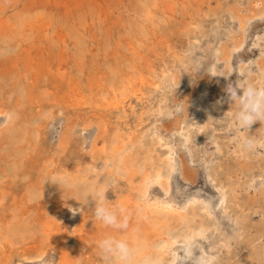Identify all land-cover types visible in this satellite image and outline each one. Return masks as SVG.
Wrapping results in <instances>:
<instances>
[{
	"label": "rangeland",
	"instance_id": "rangeland-1",
	"mask_svg": "<svg viewBox=\"0 0 264 264\" xmlns=\"http://www.w3.org/2000/svg\"><path fill=\"white\" fill-rule=\"evenodd\" d=\"M252 1L0 0V111H9L13 118L9 128L0 129V264H29L20 259L37 257L40 252L50 253L42 261L47 264L53 252L49 231L65 239L63 230L50 225L48 212L62 198L60 190L64 192L53 182L64 181L52 177L69 175L65 192L78 193L86 188L85 168L90 160L94 158L97 171L102 170L98 154L103 143L122 138L128 142L126 158L134 156V182L141 181L144 171L137 167L162 164L170 145L174 157L176 151L190 156L192 166L201 174L205 171L215 184L239 188L231 202L233 208L244 210L240 236L236 242L231 240L228 255L224 249L219 253V264L229 259L228 264H264V125L257 121L248 132H239L232 121L236 109L226 92L229 84L255 80L256 69L263 71L264 19L246 25L242 35L246 47L231 55V73L224 71L216 52L229 43L231 32L239 34L232 15L258 13ZM240 60L249 62L248 72L238 73ZM151 82L161 89H154ZM203 93L218 107L216 113L200 111ZM185 97L190 99L188 106H184ZM175 118L181 120L179 130L155 129ZM199 118L204 122L201 132L193 126ZM68 124H73L72 134L65 140ZM99 124H104V130L97 129ZM187 132L191 138L185 142ZM252 133L261 144L242 151L238 137ZM95 139L98 152L91 153ZM145 149L150 150L147 155ZM128 165L118 164L122 171L118 182L104 177L107 202L116 208L124 206L128 229L110 230L93 217V207H85L88 222L79 234L83 245L79 264H105L97 242L108 233L148 244L163 236L161 223L146 224L139 217L138 205L125 201L133 186L128 182ZM249 184L255 188L246 191ZM181 185L189 194L212 195L204 185ZM150 192L161 195L155 186ZM77 218L72 211L66 213L67 230ZM220 222L228 232L227 221L221 218Z\"/></svg>",
	"mask_w": 264,
	"mask_h": 264
},
{
	"label": "bare ground",
	"instance_id": "bare-ground-1",
	"mask_svg": "<svg viewBox=\"0 0 264 264\" xmlns=\"http://www.w3.org/2000/svg\"><path fill=\"white\" fill-rule=\"evenodd\" d=\"M251 4L258 9V13L254 15H246V16L237 15V13H235L234 16L232 15L231 16L232 19L238 21L239 34H234L231 32L230 37L228 39L229 43L222 44L220 48H218L216 51L218 52L217 54L218 59H220L221 62L223 63V67H224L223 69L225 72H227V74L233 71L231 55L233 54L234 56L235 53L237 54L246 47L245 34L244 36H242L244 31L246 30V25L254 20L264 19V0L263 1L254 0L252 1ZM245 11L249 12L251 10L246 9ZM259 39L260 38H257V40ZM254 44L258 45V42L257 44L256 43ZM248 63L249 62L242 61V63L239 64V66L237 67L238 73L248 72L249 70L245 67ZM262 70L264 71V68ZM211 71L212 73H216L217 70L213 68ZM164 73L165 71L162 74ZM151 84L154 87V89H161L160 85L157 82H151ZM131 91L134 92L133 90H130V92ZM193 94H195L194 89H193ZM123 96L125 97V95ZM199 99L200 100L203 99L201 102V110H200L201 112H207V113L217 112L218 107L216 108L213 107L214 104H212L208 100V94L203 93V96ZM189 100L190 99L188 97H185L183 99L184 106H188L187 104L189 103ZM117 102H119V100L115 101L113 104H115L116 106L118 104ZM0 117L3 118V121L0 124V129L1 127L9 128V125H11V121L13 120L12 113H10L9 111H4V112L0 111ZM83 125L85 126V124ZM180 125H181L180 118H175L173 119V122L167 123L166 125L162 124L161 127L156 126L155 129L158 130L159 128H161V130L168 133L173 131V129L175 131L179 130ZM72 126L73 124H68L66 129L64 130V135L66 136L65 140H68V137L71 136ZM103 126L104 124L101 125L99 124L97 126V129L100 131L104 130ZM193 126H195V128L201 132L202 128H204V122L199 118V120H197L196 124H193ZM255 128L257 127L255 126ZM253 135L255 136V134L252 133L251 136ZM184 136H185V142H187L191 138L190 137L191 133L187 132L185 133ZM138 141H139V137L137 140L135 139L133 142H130L129 144L134 147ZM161 141L162 138L159 137L158 143L159 144L161 143L160 146H163L164 143H162ZM127 143L128 142H125L123 138L120 140L119 139L115 140L113 143L112 142L109 144H107V142L103 143V145L100 147L101 151L98 154L99 155L98 159L103 160L102 162L103 168L102 170L97 171L96 163L93 161L94 158L90 160V162L87 164L85 168L86 169L85 177H84L86 178L84 179L86 180L85 189L79 190L78 193L77 192L73 193L72 190L71 192H65L66 189L64 187H60L59 184L58 185L56 184L57 189L64 188L63 190L65 193L62 190H60L59 194L62 196V198L58 201V203L54 205L53 208H51L50 212H48V215L52 217L50 221V225L56 227L55 230L56 229L63 230L64 231L63 238L65 237V239H63L64 241L60 240L59 235L54 234V232H56L54 230L49 231V235H47L48 239L53 242V252L50 257V259L53 261V264H73V261L76 264H79L81 259L80 256L83 251V245L81 243L80 240L81 237L79 236V234L83 230V226L88 222L85 220L84 217V212L87 210L85 209V207L94 208L95 206V201L90 199L91 196H88L86 198L87 203H85L86 202L85 196L91 190L106 191L105 188L108 187V182L104 180L105 176L106 177L112 176L115 179V181L118 182L119 177H122V175H120L122 171L118 169L119 167L118 164L120 162L129 164L128 166H126L125 169L129 171V174L127 173L129 176L128 182L129 184L133 185L132 187L129 186L128 188L129 190L126 192L128 193L129 198L126 197L125 201L127 203L130 202L138 205L140 209L139 217H143V219H146V224L159 226L158 224L161 223L164 229L162 232L160 231L161 235L163 236L160 237L156 242L148 244L146 242L147 240L145 241L143 239L144 240L143 242L139 241L137 243L138 260L145 256H155L159 258L160 264H219L220 262L219 253L224 249L227 251V255H228V253H230L228 251L232 246L231 240H234L236 242L240 236V225H241L240 222L242 218L241 214L244 212V210L242 206L240 207V209L233 208L231 202L232 200L231 195H235L236 192L239 190V188L227 184L220 186L217 182L215 184L214 179H211L205 173V171H202L201 174L198 168H194L192 166L193 162L190 156H186L185 153L180 151L179 153H177L176 151V156L174 157L175 151L173 150L174 148L170 145L168 147L169 152L168 155L166 156L165 162H163L162 164H157L159 162L158 161L154 164L151 163V165L147 164L144 166L140 165V167L139 166L137 167V169L140 171L141 169L144 168V171L141 172V177H142V179H140L141 181L134 182L133 165L131 164L132 163L131 158H134V156L126 158L127 153H129L126 150ZM261 145L264 147V143H262ZM96 146L97 144L95 139L90 146L91 153L93 151H96V153L98 152V148H96ZM132 148H130V150ZM220 149H219V153H221ZM145 150H146L145 153L147 155V153H149L150 150L148 149ZM133 152H134L133 154H136L135 155L136 158L137 152H135V150ZM148 157L151 158L149 160H152V157L150 155ZM177 164L178 167H176ZM111 166H115V168L118 169L117 173L113 170L114 168ZM67 176L64 174L63 175L61 174L59 176L54 175L52 179H57V180L62 179L64 182H61V185L63 184L68 185L69 182L67 181ZM199 176H202V179L198 178ZM150 177L154 178V182L151 185H148L146 182ZM198 179H200V182H196ZM181 183H185L187 185H194L197 187L204 185L207 187L205 188V190L208 191L209 189L212 190L210 191L212 192V195H207L206 192H204V194H200L198 192H193L189 194L183 188L182 185L180 186ZM153 186L157 187L160 190L161 193L160 196H153L152 194L153 192L152 193L150 192V188ZM254 186H255L254 184H249L246 186L245 190L248 191V188L250 189V187H254ZM124 204L125 203H123L122 206ZM258 209H260V207ZM73 210H76L75 214L78 216V218L74 221V224L71 227V229L67 230L64 224V221L66 219V213L68 211L73 212ZM230 211L233 212L234 217L231 216ZM221 218L227 221L229 233L225 232L224 225L222 226V223L220 222ZM251 218L253 219V215H251ZM94 222L96 223V221ZM172 224H176L175 225L176 227L171 228ZM173 229H177V232H173ZM101 230L105 232L104 229ZM110 233L112 232L110 231ZM65 245L72 246V249L67 250L65 247H63ZM97 251L99 252V250ZM49 254L44 255L43 253L41 254L40 252V255H38L37 257H28L26 259L22 257L20 260H24L29 264L36 262L42 264V261H44L46 259V256H48ZM167 255H169L168 258ZM229 262L230 259L229 261H227L226 264H228Z\"/></svg>",
	"mask_w": 264,
	"mask_h": 264
},
{
	"label": "clouds",
	"instance_id": "clouds-1",
	"mask_svg": "<svg viewBox=\"0 0 264 264\" xmlns=\"http://www.w3.org/2000/svg\"><path fill=\"white\" fill-rule=\"evenodd\" d=\"M257 79H249L247 83L237 82L235 86L229 84L226 92L228 98L235 106L232 121L239 132H248L249 127L259 121L264 125V71L256 69ZM239 146L242 151L254 150L261 139L256 136L238 137ZM60 187L68 188L67 184L61 185L60 181H54ZM154 178L150 177L147 184L151 185ZM91 196L95 201L92 210L93 217L100 221L105 227L116 232H125L128 229V219L124 215V209L111 206L102 190H91L85 196ZM76 210H73L75 214ZM97 247L101 258L105 264H160V260L155 256H145L138 260V244L120 235L106 234L97 242ZM47 264H53L49 259Z\"/></svg>",
	"mask_w": 264,
	"mask_h": 264
}]
</instances>
